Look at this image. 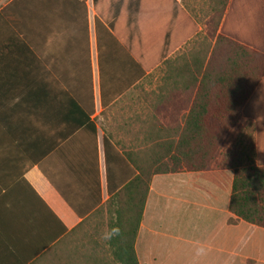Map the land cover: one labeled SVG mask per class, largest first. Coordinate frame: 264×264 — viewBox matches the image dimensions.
<instances>
[{"label": "crops", "instance_id": "crops-1", "mask_svg": "<svg viewBox=\"0 0 264 264\" xmlns=\"http://www.w3.org/2000/svg\"><path fill=\"white\" fill-rule=\"evenodd\" d=\"M206 1L0 0V264H124L99 237L140 210L144 121L180 135L190 113L165 63L195 50ZM233 179L155 175L138 264H264V229L228 223Z\"/></svg>", "mask_w": 264, "mask_h": 264}, {"label": "trees", "instance_id": "trees-1", "mask_svg": "<svg viewBox=\"0 0 264 264\" xmlns=\"http://www.w3.org/2000/svg\"><path fill=\"white\" fill-rule=\"evenodd\" d=\"M194 12L205 34L193 52L165 63L183 66L174 78L184 82L190 113L175 122L180 135L151 136V122L144 121L140 174L127 187L136 188L141 207L115 239L129 244L124 264H138L133 246L155 175L230 170L228 223L264 229V0H207Z\"/></svg>", "mask_w": 264, "mask_h": 264}, {"label": "clouds", "instance_id": "clouds-1", "mask_svg": "<svg viewBox=\"0 0 264 264\" xmlns=\"http://www.w3.org/2000/svg\"><path fill=\"white\" fill-rule=\"evenodd\" d=\"M122 236V230L118 225H114L110 228H106L101 234L99 239L104 242H111L116 238H119ZM208 252V249L205 245L200 244L197 242L194 250V256L195 258H200L203 256H206ZM193 264H198V259L193 260Z\"/></svg>", "mask_w": 264, "mask_h": 264}, {"label": "rangeland", "instance_id": "rangeland-1", "mask_svg": "<svg viewBox=\"0 0 264 264\" xmlns=\"http://www.w3.org/2000/svg\"><path fill=\"white\" fill-rule=\"evenodd\" d=\"M203 2V1H202ZM203 5V4H202ZM202 5H201V7H200V9L202 8ZM204 5H205V3H204ZM199 10V9H198Z\"/></svg>", "mask_w": 264, "mask_h": 264}]
</instances>
